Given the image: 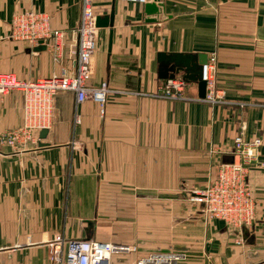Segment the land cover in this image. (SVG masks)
Masks as SVG:
<instances>
[{
  "label": "crops",
  "instance_id": "1",
  "mask_svg": "<svg viewBox=\"0 0 264 264\" xmlns=\"http://www.w3.org/2000/svg\"><path fill=\"white\" fill-rule=\"evenodd\" d=\"M81 1L0 0V73L25 81L75 75ZM151 2L157 8L148 11ZM147 3L93 0L95 17L114 13L111 26L97 27L90 60L89 83L112 90L103 113L58 91L44 138L23 147L0 142V264H48L57 234L136 245L111 254L110 264L171 250L187 254L179 264H264V0ZM24 10L49 14L45 49L10 38L11 19ZM160 52L213 54L224 102L198 99L188 80L178 98L158 96L166 80ZM21 104L20 91L0 97V137L21 125ZM242 126L246 139L262 138L263 165L249 169L256 218L238 244L237 231L204 218L188 197L233 160Z\"/></svg>",
  "mask_w": 264,
  "mask_h": 264
},
{
  "label": "built area",
  "instance_id": "2",
  "mask_svg": "<svg viewBox=\"0 0 264 264\" xmlns=\"http://www.w3.org/2000/svg\"><path fill=\"white\" fill-rule=\"evenodd\" d=\"M128 2L147 3L149 0H124ZM10 38L26 41L30 47L40 44L46 46V40L52 38L50 16L44 11L24 10L15 13L11 19ZM77 38V68L75 75L64 70L60 75L25 81L12 73H0V97L11 90L22 93V122L19 127L5 132L0 137L1 143L12 147L25 146L37 142L39 132L47 129L51 123L52 98L58 91L75 92L76 100L82 102L90 99L97 103L103 113L109 92L112 90L106 82L99 85L89 83L90 60L96 48L97 26L93 10V0L81 1L80 24L75 32ZM50 52L54 59L59 56V46L53 43ZM216 58L207 57L202 65V79L206 84L205 96L201 99L214 104L222 103L223 91L216 87ZM186 81L180 77L167 78L159 87L160 97L176 99L183 90ZM262 138L248 140L244 136V126L233 137V160L220 162L216 173L204 189L188 197L193 203L201 204V212L207 220L221 219L229 229L239 233L236 243L242 240L244 227H250L256 218V198L249 180L252 165L261 166L258 161ZM222 150L211 147V153ZM133 244L123 245L93 239H72L65 241L60 234L48 242V264H110V255L119 252L136 251ZM187 258L183 251H154L136 260L135 264H179Z\"/></svg>",
  "mask_w": 264,
  "mask_h": 264
},
{
  "label": "water",
  "instance_id": "3",
  "mask_svg": "<svg viewBox=\"0 0 264 264\" xmlns=\"http://www.w3.org/2000/svg\"><path fill=\"white\" fill-rule=\"evenodd\" d=\"M146 10H156L155 2L147 3ZM114 19L113 11L109 15L103 17L96 16L97 27L111 26ZM37 49H45V45L40 44ZM158 61L160 63L159 76L163 78H174L176 75H181L184 80L197 83L198 96L203 98L206 92V84L202 79V65L207 61V55L204 53L190 54V53H158ZM47 129H42L39 132L40 138H44Z\"/></svg>",
  "mask_w": 264,
  "mask_h": 264
}]
</instances>
